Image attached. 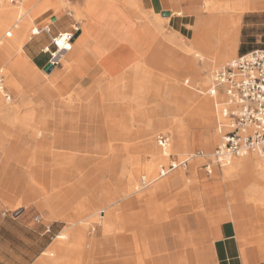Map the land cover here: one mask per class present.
Segmentation results:
<instances>
[{
    "label": "rangeland",
    "instance_id": "1",
    "mask_svg": "<svg viewBox=\"0 0 264 264\" xmlns=\"http://www.w3.org/2000/svg\"><path fill=\"white\" fill-rule=\"evenodd\" d=\"M70 1L83 6L82 13L87 17L76 16L75 10H72L71 14H68L70 16L64 12L61 20L66 19L68 21L67 27L53 24L50 25L49 33L42 32L40 36L31 35L30 30L32 27H35L31 26L28 30L27 37L32 40L22 45L17 42L14 45L15 48L12 47L15 50L12 51L10 57L3 65H0V69H3L5 73L4 84L6 91L4 93L8 92L11 95V101L7 104L12 110L10 119L0 114V134L6 133L12 136L18 143H21V141L25 142L26 146L22 148L23 152H28L26 154L25 164L31 167L41 162L42 158L45 157L52 166L55 162L51 154L52 149L47 150L46 147L42 149L43 154H34V148H36L37 143L31 136H35V131L28 130L25 133L22 132L21 128L24 127V123L21 122V118H27L30 124L37 123L41 131L45 129L42 131V136L45 139L48 137L45 141L49 144L52 143L54 132L57 138L58 136L66 134L67 131L69 132L68 128H61L62 125L58 122L59 119L60 121L77 119V134L79 135L81 148L86 141L94 137L98 140H93L92 145L94 146L96 143H99L103 147L101 151H89L88 164L81 165L85 173L88 174V189L82 198H96L97 203H103L107 197L106 195L120 196L122 194V198H125L121 201L120 197H118L120 201H118L116 206H121L123 212L120 221L114 223V227H116L115 232H139L141 234L140 238L143 250L138 252L130 250L127 255H124L123 252L119 251L115 243L109 241L106 236L100 233L101 231L96 230L95 232L98 231L99 234L95 233L94 225H90L89 227L87 225L84 227L85 245L83 247V253L79 254L73 250L69 251L66 263L121 264L126 257V259H129L130 264H137V258L139 257L142 260L148 259L144 252L146 249L149 257L154 259V264H176V257L181 253L188 256L186 264H215L213 258V230L219 225L216 224L217 222L221 219L228 218V200L233 204L234 213L241 214L244 217V213L247 212L248 216L238 222L242 223L244 228L247 226L249 230V232H242V237L248 240L247 246L258 249L260 255H264V221H260L259 219L252 220L250 218V214L257 212L260 216L263 214L264 201L258 198L255 201L256 195L254 197L252 196V199L246 198L243 193V188L240 186L245 182L249 187L257 185L256 181L253 180L254 178L249 175L256 177L258 171L253 169L246 173V171L241 169L237 170V167L244 161L254 164L256 160L264 159L263 154L259 155L253 152L244 157L233 159L231 162L232 165L222 170L223 181L218 182V188H213V184L216 182L214 173L220 174L221 168L212 165L213 173L210 175H207L203 169V165L209 163L211 159V156H207L206 154L212 153L220 142V134L216 128L217 103H219L220 98L218 97L216 100V117L213 129L214 132L216 129L217 137L212 142L209 151H205L200 142V131L202 137L209 136L210 132L208 130L197 129L196 127L192 130L193 140L191 142L193 146L187 150L185 155L173 152L169 160L164 161L160 149L156 144L158 134H167L172 140V134L168 129L157 127L160 121L167 120L171 116L170 111H165L167 103L163 101L165 87L170 86L167 84L173 82L175 87L184 89L192 85L193 78H206L208 81L207 88L209 89L212 74L228 64L229 61L243 54L240 51L242 41H247V39L251 41L254 39V37L247 38L245 34H241L243 17L246 14H259L262 17H258L254 20V23H260L261 20L264 22V0H214V3L208 2V0H195L198 8L196 15L192 18V36H188L187 38L180 36L178 33L171 31L167 24L168 21H163L161 27L154 30L158 34L157 39L146 40L140 44L139 52L140 54L142 53L140 58L131 49V53H133L132 62L134 63H131L129 68H125L126 70L123 68L124 74L120 77L121 95L123 96L125 94V89L122 87L123 84L126 87L129 83L137 85L140 89H144L145 94L138 93L137 99L131 102L129 111L125 114L121 113V117L117 120L125 121V124L130 127V134L123 130L118 132L114 130L112 128V121L114 120L105 121L100 118L98 107L103 103L98 98L99 87L95 86V84L88 83V122L86 121L84 111H80L77 115L76 110L64 108L65 104L62 102L66 101L67 95L57 96L55 98L56 93L51 90L46 91L44 92L45 102H36L30 94L26 95L23 87L31 83L29 81L30 77L26 76L27 73H22L23 70L25 72L26 68H22L17 63L16 77L22 91L17 93L6 87V82L9 78L8 70L15 64L12 63L9 65L12 56L17 53H26L28 56L29 54H38L39 57L43 56L48 59V56L43 54L41 50L48 46L51 36L57 33L56 28L69 32L71 31V25L76 21H88V32H92L94 40L113 53L117 59L120 56L119 52L127 47V45H124L125 42L118 36L117 30L119 28L123 29V34L124 30L128 32L136 31L138 30L137 25L133 23L136 22L138 25H144L147 31L149 28L147 29L146 26L151 25L150 20L154 17H157L160 21H162L163 17H166L162 13L152 10L150 0H137L138 10L144 16L146 15L148 17V19H141V21H136L134 18L129 17L115 0ZM70 1L69 3H71ZM208 3L213 4L214 8L218 10L217 16L219 17V23L216 26L218 28H210L208 20L211 15L210 11L206 8ZM12 4L9 0H5L0 6V24H3V27L0 28V38L13 25L16 15L19 12V5ZM91 5H93L92 8H90ZM10 6L14 8V11L10 9ZM118 8H121V10ZM233 8H240L236 12L240 15L236 55L230 57L224 63L213 67L210 72H201L200 74L184 71L178 66V62V67L172 66V56H181L185 54V49L195 46L192 40L193 37L201 36L203 40L199 37L202 43L201 47H204L203 49L205 52L207 51L206 53L209 56L215 57L219 51L215 43L216 39L214 38L216 29H219L221 20L222 24L229 20L228 17L233 14L231 12ZM52 13L53 11L46 12L37 18L35 22L40 23L47 20ZM71 16H74L76 21ZM1 20L4 23H1ZM77 23L80 26V22ZM148 31L150 32L151 30ZM154 31H151L152 35ZM256 33V35L264 34V27L259 26ZM203 37L206 38L204 39ZM206 39L208 40L206 41ZM160 40L164 43L162 46H160ZM257 40H259L258 36ZM119 46L122 49L118 48ZM195 48L198 49L197 46ZM261 48H264V45L259 41L257 44H253L249 51ZM58 55L54 54L52 61ZM49 64L47 63L38 71V74L43 79H51L57 73H63L64 70L60 63L57 66H51ZM132 70L134 71V75L131 74ZM60 83L59 79L53 81L54 86H58ZM147 90L154 91L147 93ZM197 90L200 89L197 88ZM156 93L159 94L158 100L153 98V95ZM204 93L199 94V96L209 99L206 92ZM23 96H26L27 99H22ZM4 99V96H0L3 104H5ZM69 112L73 113V115H69ZM143 121L151 122V125L154 126V133L152 135V144L154 146L153 156L141 147L140 135L139 137L137 136V131L141 133L143 128H145ZM53 122H56L57 126L55 125V128L49 131L48 129ZM187 127L191 128L190 124H187ZM55 147L62 148L58 143ZM197 151L203 152L204 156L201 158L202 162L194 174H191L190 167L186 163V166L177 167L167 176L158 180L152 187L154 189L152 190L151 188L152 191L147 187L145 189L140 188L141 190L138 194L131 193V188L133 187H144L143 185H139L142 174H139V163H136L137 160L141 164H146L154 158L158 170L161 166L166 168L170 161H181V159H185ZM195 159L198 158L195 157ZM214 167L217 169L214 170ZM53 168L52 166L53 187L51 197L55 196L58 191H65L66 189L65 185L54 187L58 184L59 174ZM135 173V179L132 183H129V175ZM11 184L12 178L10 173L5 176L0 174V222L7 223V232L0 229V264H35L48 255V246L53 243L56 235L60 234L66 227V221L58 218L53 219L44 207L36 204L34 199L24 198L20 193L14 195L11 192ZM33 185L35 186L36 192L38 190L47 191L49 179H45L44 181L36 179ZM206 185H209V188ZM259 187L264 191V181L259 183ZM230 191L232 193L229 194ZM215 199H222L223 202L218 201L214 207H210ZM206 203L208 204L207 206L205 205ZM20 206L25 207V209H18ZM65 208L72 215V212L76 209V202H68ZM16 211L20 214L12 218L11 214ZM220 212H223L225 215L219 217ZM4 213H6V216H3ZM72 217L76 218V215H72ZM35 218H39L40 221H34ZM10 228L12 232H8ZM46 228L50 230L48 233H45ZM96 241L98 242L97 247L100 250L98 255L94 252ZM57 254L59 255L60 253L57 252Z\"/></svg>",
    "mask_w": 264,
    "mask_h": 264
},
{
    "label": "bare ground",
    "instance_id": "2",
    "mask_svg": "<svg viewBox=\"0 0 264 264\" xmlns=\"http://www.w3.org/2000/svg\"><path fill=\"white\" fill-rule=\"evenodd\" d=\"M4 1L5 0H0V6L3 4ZM115 1L123 8V10L126 12V14L129 17L134 18L136 21L139 20L141 21V19L142 20L148 19L146 15L144 16L138 10L137 0H115ZM208 2L214 3V0H208ZM58 3L62 5L64 8H67L66 10L68 14H71V11L75 10L76 16L87 17L85 14L82 13V8L78 4L70 5L71 3H69V1L67 0H58ZM18 5L19 7L18 6L17 7L19 12L17 11L18 13L16 15L13 25L9 27V29H7L4 36L0 38V65H3L6 62V60L10 57V54H12V51L15 50V49L13 50L12 47H14V45L17 44L18 40L15 37L14 32L15 31L18 32L21 29V23L23 17L25 16V14L28 13L27 11H24L22 9L20 3ZM92 6L93 5H91L90 8H92ZM206 8L210 11V15H211L210 19L208 20L210 28L215 29V27L219 23V17L217 16L218 10L215 9L214 5L211 3L210 4L208 3V6H206ZM239 9L240 8H236V9L233 8L231 11L233 14L230 17H228L229 20L227 22H224L223 24L221 20V23L219 24V29H216L215 36L214 35L213 36L216 39L215 43L218 46L219 51L217 52L215 57L209 56L206 53L207 51L205 52V50L203 49L204 47L203 48L201 47L202 43L199 40V37L202 40L201 36L193 37L192 38L193 44L197 46L198 49L195 48L194 46L192 48L185 49L184 50L185 54L181 56H175V57L172 56L171 57V60L173 62L172 66L173 65L175 67L179 66L184 71L200 74L201 72H210V70L213 67H216L217 65L224 63L227 59L236 55L237 37H238L239 21H240V15L236 12ZM163 21L167 22L168 18L163 17L162 21H160L158 18L154 17L152 20H150V23L152 26L155 27V29H159ZM37 29L38 27L31 28V31L33 30V32H31V35L32 33H35L36 32L35 30ZM122 30L123 29L120 28L117 30L118 36L121 34ZM208 39H206V41ZM211 42L213 43V41ZM118 48H120V46ZM131 51H132L131 48L127 46L126 48H124L122 51L119 52L120 56L117 58V60L123 66L124 70L129 68L131 63H134L132 62L133 53H131ZM62 53L64 54L65 52L58 51L54 53L59 55L58 57H56L57 59L55 58L54 61L51 60L52 61L51 64H53V66H55V64L59 65V63H61ZM177 62H178V66H177ZM17 67L18 66L15 63L12 65V68L8 70L9 78L8 81L6 82V87L18 93L22 90L20 89V84L16 77ZM131 74L134 75L133 70L131 71ZM4 82H5L4 72L2 69H0V96H4L5 98L4 99L5 104H3L0 100V114L10 119L9 117L12 110L7 103H10L11 97L9 94L4 93L5 92ZM167 85L170 86L167 88L165 87V96L163 97V101L167 103L165 111L166 112L170 111L171 116L167 120L160 121L157 124L158 125L157 127H161L162 129H168L172 134V140L170 138V145L166 150L162 151L159 148L162 159L164 161L169 160L173 152L179 153L181 155H185L187 153V150L193 146L191 142L193 140L192 130L195 127L197 129L208 130L210 132L209 136L202 137L200 131V142L202 143L205 151H209L212 142L216 140L217 137V131L215 129L214 132L213 129H214L215 117H216L215 115L216 100L218 99V97L220 98V95L218 94L216 97L209 96V99L199 96V94H205L204 92H206L208 89L207 88L208 81L206 80V78L205 79L193 78L192 85L184 89L175 87L173 82H170V84ZM122 87L125 89V94L120 99V112L122 114H125L129 111L131 102L137 99L138 93L140 92L143 94L145 93H144V89H140V87L131 83H129L126 87H124L123 84ZM197 88H199L201 91L197 90ZM153 91L147 90L146 92L151 93ZM59 95L56 94L55 98ZM98 96H99L98 98L101 100L102 103L107 102L106 95L102 91V88H99ZM153 98L158 100L159 94L158 93L154 94ZM62 103L65 104L64 108L76 110V114L78 115V113L81 110L80 109L81 107H85V106L88 107V84L84 85L82 89L80 88L79 91L72 94H68L66 96V101ZM163 107L165 108L164 104ZM69 115L72 116L73 113H70ZM21 122L24 123V127L21 128L22 132L25 133L28 130L35 131V136H31V138L37 143V144L35 143L36 148H34L35 149L34 154H43L42 149L46 147L47 150L52 149L51 154L53 160L55 161L54 164H52V166L57 170V173L59 174L58 184L55 185L54 187H58L61 185L66 186L65 187L66 189L64 188L65 191L63 190H62L63 192L58 191V193H56L55 196L51 197V203L49 206L51 214L53 215V218L65 220L66 227L54 239L53 243L48 248V255H46L48 264H67L66 260L69 255V251L71 250L76 251L79 254H82L83 247L85 245L84 227L87 225L88 227L90 225H94V232L96 230L101 231L100 233L103 236H106L109 241L115 243L119 251L123 252L124 255H127L130 250H135L136 252L143 250L141 246V238H140L141 234H139V232H131V233L115 232L116 227H114V223L120 221L123 212L121 206H116L118 201H120L118 200V197H120L121 201L124 200L125 197L122 198V194L120 196L106 195L107 197L105 198L103 203H97L95 197H94L95 199L82 198L84 196V193L88 189V184H87L88 174L85 173V171L83 170L84 168L81 167V165L88 164V146H83L82 148L80 146L81 144L77 137V129H78L77 128L78 125L76 124L77 119L69 120V121H60L59 119L58 122L61 123L62 125L61 128L63 129L68 128L69 132L67 131L66 134L58 136V138L54 132L53 140L52 143L50 144L46 143L45 141L48 137L45 139L44 136H42V131L45 129L41 131V128L37 123L30 124L27 118H21ZM143 123H145V128H143L141 133L137 131V136L139 137L140 135L139 139H140L141 147L146 152L150 153L153 156L154 146L152 144V135L154 133L153 130L154 126H152L151 125L152 123L148 121L147 122L143 121ZM112 124H111L112 128H114V130H117V132L123 130L124 132H128L129 134L131 133L130 127H128L125 124V121L123 120L120 121L114 120L112 121ZM187 124H190L191 128H188ZM55 125L56 122L51 123L50 128L48 130L50 131V129H54ZM57 143L60 144L62 148L60 147L56 148L55 146ZM211 154L212 153L206 155L211 156ZM257 154H261V155L263 154V158H264V152H260ZM203 156H204L203 152L197 151L193 154H190L185 159L184 158L181 159V161L183 160L186 161V163H188L190 167L191 174H194L196 172L197 167L200 166V163L202 162L201 158ZM195 157H197L198 159H195ZM136 163H139V174H142L139 185L141 186L142 184H145V186L133 187L131 188L132 191L131 193L138 194V192L141 189H145L147 187L150 188L149 189L150 191H152L154 189L152 187L155 185V183H157L158 180L163 178V177L161 178L159 177L160 168H158L157 170L156 164L154 162V158L149 160L146 164H141L138 160ZM231 165L232 163L229 166ZM229 166L221 169L228 168ZM135 176L136 173L129 175V183L133 182ZM68 202L70 203L76 202V209L75 211L72 212L73 213L72 215H76V218L72 217L70 211L66 210L65 206H67ZM95 233H98V231ZM97 246H98V242L96 241L94 246V252L96 255L100 253V250L98 249ZM57 252L60 254L58 255ZM144 252L146 253L148 259L142 260V258L139 257L137 258V264H154L153 261L154 259L149 257V254L147 253L146 249L144 250ZM187 258L188 256H186L185 254L183 255L181 253L176 257L175 263L186 264ZM121 264H130L129 259H126L125 257Z\"/></svg>",
    "mask_w": 264,
    "mask_h": 264
},
{
    "label": "crops",
    "instance_id": "3",
    "mask_svg": "<svg viewBox=\"0 0 264 264\" xmlns=\"http://www.w3.org/2000/svg\"><path fill=\"white\" fill-rule=\"evenodd\" d=\"M71 4H78L80 6L79 3L71 2ZM20 5L24 11L28 12L23 17L21 29L18 32H14V35L20 45L32 40L31 38L27 37L28 30L31 28V26H35L36 28L38 27L39 29L35 30L36 32L32 33V35L40 36L41 33L44 32L43 30L50 29V25L58 24L63 25L64 27H67L68 25V21L66 19L61 20V16L63 15V13H67V8H64L62 5H60L58 3V0H22L20 2ZM150 5L154 12L157 11L160 13H169L166 18H168L167 24L169 25L171 31L178 33L184 38L192 36V18H194V16L196 15L198 8L195 0H150ZM80 7L82 8L83 6ZM10 9L14 11V8L11 6ZM118 9L121 10V8ZM48 11H53V13L47 18V20L40 23L35 22L37 18ZM71 17L73 18V16ZM258 17H262V15L246 14L243 17L241 34H245L247 38L254 37V39H252L251 41L247 39V41L241 42L240 51L243 54L249 52V49L252 48V45L255 43L257 44L259 41L262 45H264V34L261 33L260 35H256L257 28L259 26L264 27V22L262 20L260 23H254V20H256ZM77 22H80V26ZM1 23H4V21L1 20ZM133 23L137 25L138 30L131 32L124 30V34L122 30L119 37L122 41L125 42L124 45H127L131 49H133L140 58V56L142 55V53L140 54L139 52L140 44L144 43L146 40L157 39L158 36L154 31V26H146L147 29L149 28L148 30L154 31V34L152 35L151 31L149 32L148 30H145L144 25H138L136 22ZM76 24L77 25L72 24L70 27L71 31H69V33L72 35L70 50L62 55V61L60 63L64 70L62 74L57 73L51 79H43V77L38 74V71L48 63V59L43 56L39 57L38 54H29L28 56L26 55V53H17L12 56L9 65L12 63H17L22 68H26L25 72L23 70L22 73H27L26 76L30 77L29 81L31 83L25 85L23 89L25 91V94H30L32 99L36 102H45L46 99L44 97V92L46 91L51 90L57 95L60 94L59 96H63L75 91H79L80 88L82 89V87L88 83L95 84V86L102 88V91L105 93L107 98V102L101 104L98 107V114L100 118L105 121L118 120L121 117L120 99L122 95L120 90V77L124 74L123 67L113 55V53L104 48L99 42H96L94 40L92 32H88V21H76ZM2 27L3 24H0V28ZM73 27L78 28V32H74L72 30ZM56 30L57 33L68 32L58 30L57 28ZM31 32H33V30H30V33ZM257 36L259 40H257ZM163 44L164 43L162 42V40H160V46H162ZM58 79L61 83L58 86H54L53 81ZM7 94L9 93L7 92ZM22 99H27V97L23 96ZM80 109V111H84V113L86 114V121L88 122V107L85 106L81 107ZM77 137L79 140L78 134ZM93 140L97 141L98 139L94 137L84 143V146H88V152H92V150L101 151L103 149V147H101L102 145L96 143L93 146ZM14 141L15 139H13L12 136H9L6 133H3L0 137V174L5 176L10 173V176L12 178L11 192L14 195L20 193L24 198L34 199L36 204L38 206L44 207L53 218V215L51 214L49 208L51 203V191L53 187L52 166L45 157L42 158L41 162L36 163L32 167H30L28 164H25L26 154L28 152H23L22 148L25 147L26 144L21 140V143ZM215 169L217 168L214 167V170ZM238 169L246 171V173L250 172V170L253 169L258 171L256 177L249 175L254 178L253 180L256 181L257 185L249 187L245 182L240 186L241 188H243V193L246 198L252 199V196L254 197V195H256L255 201L257 200V198L261 201H264V191L263 189H261V187H259V183L261 181H264V159H258L254 164L244 161L240 166L237 167V170ZM222 170L223 169H221L220 174L214 173L216 182L213 184V188H218V182L223 181ZM36 179H40L43 181L45 179H49L48 190H38L36 192L35 186L33 185V182ZM206 187L209 188V185H206ZM230 193L232 192L230 191L229 194ZM218 201L223 202L222 199H215L210 207H214ZM205 205L207 206L208 204L206 203ZM18 209L24 210L25 207L20 206ZM227 209L228 218L221 219L219 222H217L216 224L219 225L216 226L213 230L214 263L264 264V255H260L258 249L252 246H247L248 240L242 237V232H249V230L247 229V226L246 228H244L243 224L238 222L248 216L247 212L244 213V217H242L241 214L234 213L233 204H231L229 200ZM219 214V217L225 215L223 212H220ZM250 218L252 220L259 219L260 221H264V212L263 214H261V216L258 214V212L250 214ZM0 229H2L4 232H7V223L0 222ZM8 232H12L11 228L8 229ZM58 235H56V237ZM50 245L48 246V248L50 247ZM47 263L48 262L45 257L43 260H40L35 264Z\"/></svg>",
    "mask_w": 264,
    "mask_h": 264
},
{
    "label": "built area",
    "instance_id": "4",
    "mask_svg": "<svg viewBox=\"0 0 264 264\" xmlns=\"http://www.w3.org/2000/svg\"><path fill=\"white\" fill-rule=\"evenodd\" d=\"M9 1L19 4L22 0ZM74 25H77L76 22ZM72 30L78 32L76 27ZM43 31L49 33L50 29ZM71 39L69 32H58L51 36L49 45L41 50L48 56V63L55 52L70 50ZM206 94L210 97L220 95L216 122L220 142L214 148L209 163L203 165L205 173H212V165L224 168L235 158L253 152H264V48L241 54L215 71ZM156 144L164 151L170 145V137L167 134H158ZM182 166H186V161H170L166 168L160 167L159 177H164L176 167ZM19 214L17 211L13 212L11 217ZM34 221L39 222L40 219L35 218ZM49 231V228L45 229V233Z\"/></svg>",
    "mask_w": 264,
    "mask_h": 264
},
{
    "label": "water",
    "instance_id": "5",
    "mask_svg": "<svg viewBox=\"0 0 264 264\" xmlns=\"http://www.w3.org/2000/svg\"><path fill=\"white\" fill-rule=\"evenodd\" d=\"M162 15H163V16H168L169 13H168V12H163ZM49 67H50V66H49Z\"/></svg>",
    "mask_w": 264,
    "mask_h": 264
}]
</instances>
